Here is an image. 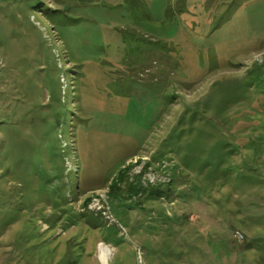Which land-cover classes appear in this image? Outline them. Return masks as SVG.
Returning <instances> with one entry per match:
<instances>
[{
  "label": "rangeland",
  "instance_id": "obj_1",
  "mask_svg": "<svg viewBox=\"0 0 264 264\" xmlns=\"http://www.w3.org/2000/svg\"><path fill=\"white\" fill-rule=\"evenodd\" d=\"M263 258L264 0H0V264Z\"/></svg>",
  "mask_w": 264,
  "mask_h": 264
},
{
  "label": "trees",
  "instance_id": "obj_2",
  "mask_svg": "<svg viewBox=\"0 0 264 264\" xmlns=\"http://www.w3.org/2000/svg\"><path fill=\"white\" fill-rule=\"evenodd\" d=\"M255 78H257V77L254 76V78H252V80H255ZM252 80H250V82ZM249 143H252V142L250 141ZM228 154H229V152H228ZM226 157H227V154H225L224 158H226ZM222 158H223V156H222V153H221L219 159L217 160V163L218 164H219V162H221V159ZM124 172H126L125 167H122L121 169H119L118 172H117V175H116L115 179L109 185V191H108V193L114 199L115 198H121V197H123V193H126L127 196H130L132 194L135 195L142 188V185L140 184V182H136V183L128 182L127 179H125L123 177V173ZM135 180H137V178H135ZM121 181H124V186H123V189L122 190L118 186V184H119L118 182H121ZM149 193L150 194H153V195H157V196L162 195V191L161 190H158V189L157 190L156 189H153V191L150 190ZM263 260H264V258H263Z\"/></svg>",
  "mask_w": 264,
  "mask_h": 264
},
{
  "label": "bare ground",
  "instance_id": "obj_3",
  "mask_svg": "<svg viewBox=\"0 0 264 264\" xmlns=\"http://www.w3.org/2000/svg\"><path fill=\"white\" fill-rule=\"evenodd\" d=\"M110 251L111 249L106 243L104 242L98 243L97 252H96L98 260L105 263L108 260V257L111 253Z\"/></svg>",
  "mask_w": 264,
  "mask_h": 264
}]
</instances>
